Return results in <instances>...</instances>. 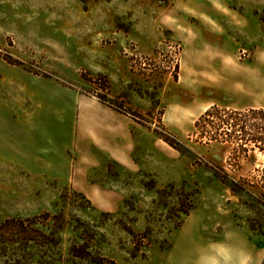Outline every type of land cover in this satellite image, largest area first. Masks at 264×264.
Returning a JSON list of instances; mask_svg holds the SVG:
<instances>
[{"label": "rangeland", "instance_id": "rangeland-1", "mask_svg": "<svg viewBox=\"0 0 264 264\" xmlns=\"http://www.w3.org/2000/svg\"><path fill=\"white\" fill-rule=\"evenodd\" d=\"M230 43L264 0H0V264H264V108L190 76Z\"/></svg>", "mask_w": 264, "mask_h": 264}, {"label": "crops", "instance_id": "crops-1", "mask_svg": "<svg viewBox=\"0 0 264 264\" xmlns=\"http://www.w3.org/2000/svg\"><path fill=\"white\" fill-rule=\"evenodd\" d=\"M228 9L232 19L239 15L235 10ZM230 44L225 48L213 46L209 49L206 67L191 70L192 86L196 87L203 83L207 88V98L202 107L214 104L235 110L264 108V72L254 62L255 59L264 57V47L254 48L252 62L246 66L236 62V48L232 43ZM196 56L199 58V54L196 53ZM103 125L110 126L107 122ZM231 232L228 231V233ZM190 235L186 236L185 247L192 245L190 246L192 250L202 253L198 264H215V258L220 257V254H226L225 240H215L210 237L211 235L207 236V239L195 238L194 234ZM234 238L237 240L236 234ZM193 239L196 240L191 241ZM246 243L249 251L243 254L248 262V257L251 255L253 257L251 251L255 248L249 240H246Z\"/></svg>", "mask_w": 264, "mask_h": 264}, {"label": "trees", "instance_id": "trees-1", "mask_svg": "<svg viewBox=\"0 0 264 264\" xmlns=\"http://www.w3.org/2000/svg\"><path fill=\"white\" fill-rule=\"evenodd\" d=\"M102 102H107L104 98H101ZM118 110V108H116Z\"/></svg>", "mask_w": 264, "mask_h": 264}]
</instances>
